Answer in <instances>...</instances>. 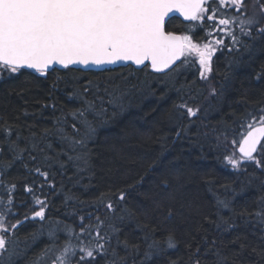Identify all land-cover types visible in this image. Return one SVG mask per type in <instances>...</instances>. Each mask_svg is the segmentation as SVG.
<instances>
[{"label":"trees","instance_id":"16d2710c","mask_svg":"<svg viewBox=\"0 0 264 264\" xmlns=\"http://www.w3.org/2000/svg\"><path fill=\"white\" fill-rule=\"evenodd\" d=\"M258 3L262 6L264 0ZM260 22L264 25V19ZM204 23V28L189 32L196 22L183 24L173 18L166 31L181 30L202 44ZM238 25L230 31L240 43L234 44L224 33L209 37L222 39L226 47L214 54L207 79L200 77L198 61L178 64L172 76L177 88L183 86L180 94L169 90L168 77L153 75L149 69L0 74V126L7 122L12 128L10 139L19 133V147L27 149L22 158L13 160L7 146L0 144V169H4L0 171V215L9 229L4 233L9 249L14 246L21 253L14 264H57L68 243L77 251L80 246L95 248L98 231L109 242L108 254L98 264L113 259L116 264H141L153 235L165 250L145 264H192L197 246L200 264L218 259L211 252L205 254L210 247L224 258L223 264H264V167L242 162L233 168L226 160L236 153L232 141L239 139L241 125L251 121L249 114L258 116L264 108V36L253 28L252 39L240 33ZM257 74L262 78L258 80ZM89 81L99 83L101 91L90 89L85 98L99 108L97 96L103 97L108 113L93 121L95 132L85 148L61 136L78 139L85 134L86 129L69 115L83 107V101L69 96ZM104 87L124 94L122 109L107 104ZM181 96L199 107L196 117L182 116L173 108ZM88 118L92 120L91 115ZM32 143L44 151H34ZM85 153L87 163L76 159ZM36 167L49 174L47 181L35 172ZM120 191L126 194L124 201L118 199ZM36 198L45 201L43 219L34 217L40 207ZM109 202L115 211L106 208ZM6 207L11 214L5 215ZM97 217L103 223L98 224ZM224 221L234 226L229 229ZM82 225L93 228L82 232ZM169 233L176 241L172 249L164 244ZM117 239L127 241L128 248L118 245Z\"/></svg>","mask_w":264,"mask_h":264},{"label":"snow or ice","instance_id":"6c2138e0","mask_svg":"<svg viewBox=\"0 0 264 264\" xmlns=\"http://www.w3.org/2000/svg\"><path fill=\"white\" fill-rule=\"evenodd\" d=\"M227 9H231L236 15H230ZM261 12L264 13V5L261 6ZM170 13H179L185 20L197 22L187 29L189 32L194 28H204V22L207 21L203 43H194L191 35L181 36L166 31V18ZM236 21H239L238 26L243 35L255 39L252 31L255 28L257 35L264 36V25L261 24L258 16L248 14L245 0H0V74L7 72L11 75L20 73L23 69H32L36 73L46 75L50 71H55L54 65L69 69L71 65L76 64L99 66L131 62L136 66H142V70L148 69L150 65L152 72L169 78V90L180 94L183 86L177 88L172 76L181 66L177 65V61H181L182 57L184 60L181 64L198 61L200 77L207 79L208 73L212 71V58L218 50L216 46L226 47L222 39L215 38L213 41L209 37H212L213 33H224L231 37L234 44L240 43L236 35L229 30V26ZM189 55H193L195 60L189 61ZM174 65L176 67H173ZM256 78L259 80L262 77L257 74ZM90 89L99 92L101 86L99 83L89 81L82 90H74L69 96L83 101V107L71 111L69 115L86 129L85 134L78 139L75 136H61L72 145L85 148L87 139L95 132L93 121L105 117L108 113V109L104 107L103 97L97 96L101 101L99 108L96 107L95 101L85 98L84 94ZM103 91L109 97L108 105L113 109L123 108V93L116 95L109 92L107 87H104ZM215 93L216 90L213 89L212 94ZM173 108L180 110V115L189 118L196 117L199 113V107L190 104L183 96L180 97V103L173 104ZM115 114L114 111L112 115ZM89 115L92 116V120H89ZM249 116L251 121L241 125L239 139L232 141L234 146H238L240 155L236 156L234 152L226 157L227 163L233 168H239L242 162H254L258 167H264V159H258L257 155H254L264 157V144H262L264 108L259 109L258 116L252 114ZM72 127L79 133L80 129L77 128L76 123H73ZM58 131L62 133L64 130L61 128ZM0 133L3 134L0 144L7 146L13 160L22 158V153L27 149L19 147V133L16 134L15 140L10 139L12 128L7 122L0 126ZM176 134L179 136L180 132ZM32 149L44 151L37 143H32ZM0 151L3 149L0 148ZM86 155L87 153L78 154L76 159L87 163ZM31 159L36 160V157L31 156ZM68 159L71 160L73 157L69 156ZM10 166L11 163L8 164V167ZM35 172L45 181L48 180L49 174L40 167H36ZM28 191L31 192V189ZM125 197V192L120 191L118 199L124 201ZM35 204L40 207L38 211H34V217L43 219L45 201L36 198ZM115 207L112 202L106 205V208L112 211H115ZM7 214H11L10 207H6L5 215ZM4 219L5 216L0 215V264H14V257L21 253L14 246L9 249L8 237L4 235L9 229L5 227ZM97 221L98 224L103 223L99 217ZM19 223L18 221L11 227L16 228ZM224 223L229 229L234 226L228 221ZM219 226L217 224V227ZM92 228V225H82L81 230L91 232ZM113 231L117 230L113 229ZM149 238L145 236L146 240ZM101 239L105 240V243H99ZM108 243L106 236H100L99 231L95 248L80 246L77 251L68 243L57 258V264H98V260L108 254V248L105 246ZM212 243L214 246L215 242ZM117 244H123L125 249L128 248L127 241L117 239ZM164 244L169 249L175 248L174 235L169 233ZM133 247L138 250L137 245ZM147 248L141 264H145L154 254L165 250L154 235ZM210 252L218 257L214 264H223L224 258L220 257L218 252H213L211 247L205 249V254ZM116 255V249L113 248L112 256ZM200 257L201 247L197 246L190 257L192 264H200ZM104 264H116V260L113 259L111 262L105 260Z\"/></svg>","mask_w":264,"mask_h":264},{"label":"water","instance_id":"95a60500","mask_svg":"<svg viewBox=\"0 0 264 264\" xmlns=\"http://www.w3.org/2000/svg\"><path fill=\"white\" fill-rule=\"evenodd\" d=\"M177 19L179 20L181 23H189L191 21H187L185 20L179 13H170L169 14V17L166 18V25H167V22L170 20V19ZM166 27V26H165ZM176 34V33H174ZM176 35H179V34H176ZM182 59V58H181ZM181 61H177V65L180 63ZM55 70L57 71H62V70H66L64 69L62 66L60 65H54L53 66ZM126 67H131L132 69H134L135 71H140L142 70V66H136L134 64H132L131 62H117L116 64H104V65H88V66H85V65H80V64H76V65H71L69 67L70 70H79V71H82V72H104V71H107V70H114V69H117V68H126ZM173 67H176L175 65ZM149 72L153 75H162V74H159V73H154L151 71L150 69V65H149ZM21 71H30V72H35L34 70L32 69H23ZM51 72V71H50ZM36 73V72H35ZM49 73V72H48ZM263 143V141H262ZM259 148V146H258ZM237 153L239 154L238 152V149H237ZM240 155V154H239ZM256 155V154H254Z\"/></svg>","mask_w":264,"mask_h":264},{"label":"rangeland","instance_id":"374dc122","mask_svg":"<svg viewBox=\"0 0 264 264\" xmlns=\"http://www.w3.org/2000/svg\"><path fill=\"white\" fill-rule=\"evenodd\" d=\"M245 7L249 15H256L259 17V19H264V13L261 12V8L258 5L257 0H245ZM221 46H216V47L218 49ZM188 58L195 59L193 55H189Z\"/></svg>","mask_w":264,"mask_h":264},{"label":"flooded vegetation","instance_id":"af4514ba","mask_svg":"<svg viewBox=\"0 0 264 264\" xmlns=\"http://www.w3.org/2000/svg\"><path fill=\"white\" fill-rule=\"evenodd\" d=\"M259 0H257V2H258ZM258 5H259V3H258ZM260 6V5H259ZM260 8H261V6H260ZM230 15H233V16H235L236 14L234 13V12H232V10L231 9H227L226 10ZM242 18V17H241ZM179 21V20H178ZM180 22V21H179ZM236 22H238L239 23V21H236ZM192 23H194V22H192ZM197 23V22H196ZM190 24V23H189ZM236 24L234 23V24H232V25H230L229 26V30L233 27L234 29H236ZM174 33V32H173ZM176 34H179V35H181V30H180V33L178 32V33H176ZM220 34H222V33H219V34H217V33H213V36H216V35H220ZM183 35H185L184 33H183ZM229 38H230V40L232 41V39H231V37L230 36H228ZM215 38H218V37H213L212 38V40L214 41V39Z\"/></svg>","mask_w":264,"mask_h":264},{"label":"bare ground","instance_id":"6f19581e","mask_svg":"<svg viewBox=\"0 0 264 264\" xmlns=\"http://www.w3.org/2000/svg\"><path fill=\"white\" fill-rule=\"evenodd\" d=\"M237 149H238V146H237V148H236V154H237V156H239V154L237 153Z\"/></svg>","mask_w":264,"mask_h":264}]
</instances>
